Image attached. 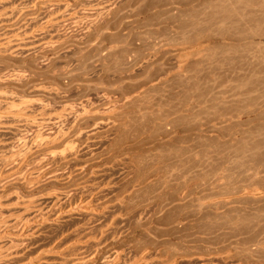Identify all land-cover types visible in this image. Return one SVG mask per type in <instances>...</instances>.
Segmentation results:
<instances>
[{
  "label": "rangeland",
  "instance_id": "obj_1",
  "mask_svg": "<svg viewBox=\"0 0 264 264\" xmlns=\"http://www.w3.org/2000/svg\"><path fill=\"white\" fill-rule=\"evenodd\" d=\"M10 34L25 40L22 49L0 52V88L14 93L2 100L40 97L29 114L45 113L60 131L73 126L62 130L71 134L66 139L34 148L31 157L72 140L79 159L59 166L63 176L86 167L68 182L32 187L4 178L15 168L0 175V214L11 219L28 197L44 201L52 188L68 196L75 189L60 206L46 199L39 215L50 220L38 236L28 231L33 220L0 228L5 248L18 250L0 264H36L45 255V264L84 255L81 264H111L116 255L119 264H264V194L252 191L264 187V0H0V44ZM185 50L191 53L180 57ZM45 103L48 113L77 111L68 108L73 114L66 112L62 125L54 120L59 127L54 112L42 114ZM9 117L14 123L0 126L3 154L41 130ZM11 124L35 135L14 133ZM52 125L42 134L59 131ZM228 126L232 142L245 139L251 148L241 159L216 137ZM172 167L179 174L167 173ZM82 179L85 192L76 190ZM245 185L252 189L240 192ZM10 191L16 193L5 198ZM86 192L100 206L92 217L73 205Z\"/></svg>",
  "mask_w": 264,
  "mask_h": 264
},
{
  "label": "bare ground",
  "instance_id": "obj_2",
  "mask_svg": "<svg viewBox=\"0 0 264 264\" xmlns=\"http://www.w3.org/2000/svg\"><path fill=\"white\" fill-rule=\"evenodd\" d=\"M33 6V5H32ZM35 6V5H34ZM67 6V5H66ZM69 6V5H68ZM67 6V7H68ZM28 8H29V6H28ZM64 9H67L66 7L64 8ZM65 14V13H64ZM63 14V15H64ZM98 14V13H97ZM62 14H61V16H63ZM66 15V14H65ZM65 15L63 16V17H65ZM83 16H85V15H83ZM83 16H82V18L81 19H79V22H80V20H82L83 19ZM62 17V18H63ZM88 17V16H87ZM99 17V16H98ZM52 18V17H51ZM58 18H61L60 16L58 17ZM57 18V19H58ZM53 19H55V18H53ZM75 19H76V17H75ZM77 19V20H78ZM87 19L88 18H86L85 17V19H84V21L86 20L87 21ZM56 20V19H55ZM62 20V19H61ZM66 20V19H65ZM77 20H76V22H77ZM89 20H90V18H89ZM95 20V19H94ZM97 20V19H96ZM95 20V21H96ZM81 22H83V21H81ZM11 35V34H10ZM1 39V38H0ZM3 39H4V41H2V44H0V52H6V51H11V50H13V49H11V50H8V48H13L14 46L13 45H16V49H17V47H21V49L23 48L22 46V44H24V38H22V37H20L19 36V34H14V35H11V36H7L6 35V37H3ZM0 42H1V40H0ZM49 42V41H48ZM44 43H46V42H44ZM50 43H51V41H50ZM22 45V46H21ZM25 47V46H24ZM15 48H14V50L17 52V50H19V48L16 50ZM4 50H6V51H4ZM14 51V52H15ZM2 52V53H3ZM17 53H19V52H17ZM191 53V51L190 50H185V51H183L181 54H180V57H186V56H188L189 54ZM3 76V75H2ZM14 76V75H13ZM4 88V87H3ZM41 88V87H40ZM35 89H36V87H35ZM44 89H46V88H44ZM44 89H42L41 90V92H43V90ZM4 90H6V88L4 89ZM3 89H1L0 88V126H1V122H7V117L10 115V117L12 116L13 118H14V116H15V118H16V120H18V122L19 121H22V122H24L25 123V125H35L36 127L38 126V128H40L39 130V132H38V134H36L35 135V132H33L31 129V131L34 133V135H35V139L34 140H32L31 139V137L33 136L32 135V132H28L29 130H26L24 127V129L29 133L28 134V136H30V133H31V137H30V139H31V141H32V143H28V142H30V139H29V137L27 136V132L25 133V135H23V131H21L22 133V135L25 137V136H27V137H25V138H27V139H29V141L28 140H26V141H24V139L22 138V136H21V134L19 135V136H21V138H22V141L21 140H19L20 139V137L18 136V138L19 139H17L19 142L21 141V142H23V143H21V144H19V142H18V144L20 145V147L21 148H18L17 149V146L15 147V149H10V148H12V147H10L9 148V150L7 149V150H5V152H7V154L5 153V154H3V152H1V150H0V152L3 154L2 155V158L0 159V160H2L3 161V165H4V167H8L7 168V170H3V171H0V175L1 174H3V172L5 173V172H7V171H10L12 168H15V171L16 172H13V174L11 173V175H7V177H4V178H6V179H8V180H11V179H14V178H16V179H22V180H27L28 181V185H27V187H32V186H38V185H42V183L44 182V183H46V182H49V181H46V180H56V181H64V182H68V181H70V179L72 178V175L74 174V172L72 173V174H68V175H66V176H63V172L65 171V172H67V170H64V169H66V168H64V169H61L62 168V166H61V164L62 163H70V161L69 160H72L71 158H77L78 157V152L80 151V149H79V151H78V146L77 145H79V144H75L74 143V141H72L70 138V140H71V142L69 141V143H68V140H65V142H67V143H64L63 145H64V147H62L63 145L61 144V145H55L56 147L57 146H60L61 148H59L60 150H58L56 147V149L57 150H54L53 148H50V147H48V148H50V149H45V150H42V151H40L41 153H38V155L36 154L34 157H31V156H33V154H34V152L33 151H36V153L40 150V148H42L43 149V146H50L49 144H54V143H57V144H59L58 142H60V141H62L64 138L66 139V137H68V136H70V135H67L66 136V134L69 132V131H67L68 129H71V127H73L72 125H69L70 126V128L68 127V128H64L65 126H63L62 128L63 129H67L66 131H62L63 129H61V131L58 129V127L55 125V124H57L58 125V123H60V125H62V122L63 121H61L62 120V118L64 119V117H65V115H67V113H69V111H68V108H69V110L71 109V108H73V112L75 111L74 110V107H68V108H64V109H62L60 112H56L55 113V111L54 110H51V111H53L54 112V114L56 115H54V117H52V119H53V124H54V120H55V122H56V120H57V122H58V120H60V122H58V123H55L54 125H55V127L51 124L52 122V120H48V118H47V116H45L44 114V112H46L47 110H45L44 108H45V106H46V104L47 103H45V105L43 104V109H42V107L40 106V108H41V110H44L43 112H42V114L44 115V117H43V115H41L40 117H35V116H32L31 115V113H32V111H34V110H29V111H31V113L29 114V112H27V110L29 109V108H33V107H31V106H33L34 105V103H37L38 101L39 102H41L40 104H42V100L43 99H41L40 97H38L37 99H32V98H27V97H21L20 95V97H18L17 96V94H16V96L18 97V98H20L19 100H18V98H17V100L16 101H14V100H12V99H14V97H12V98H10L9 100L10 101H3L2 99H8L9 97H11V96H13V91H11L12 93H10V91L8 92L7 90L6 91H4ZM36 91H37V89H36ZM38 92V91H37ZM12 94V95H10V94ZM8 95H10L9 97H8ZM41 100H40V99ZM38 102V103H39ZM69 105V104H68ZM61 106H66V104H64V105H62L61 104ZM60 106V107H61ZM47 107V106H46ZM49 107V106H48ZM62 108V107H61ZM60 108V109H61ZM46 109H48V108H46ZM59 109V110H60ZM58 110V111H59ZM56 111H57V109H56ZM77 111V110H76ZM75 111V112H76ZM86 111H88V110H86ZM49 112V111H48ZM48 112H46V115H48V114H50V113H53V112H50V113H48ZM67 112V113H66ZM34 113V112H33ZM48 113V114H47ZM78 113V112H77ZM82 113V112H81ZM85 113V112H84ZM39 114H41V112L39 113ZM71 114H73V113H71V111H70V113H69V115H71ZM34 115V114H33ZM76 115V114H75ZM81 115V114H80ZM38 116V115H37ZM50 116V115H49ZM79 116V115H78ZM78 116H76L75 118H78ZM9 117V118H10ZM10 118V119H13V118ZM69 117V116H68ZM6 118V119H5ZM8 118V119H9ZM47 118V119H46ZM56 118V119H55ZM66 118V117H65ZM6 120V121H2V120ZM51 119V118H50ZM13 120H15V119H13ZM65 120V119H64ZM67 120H68V118H67ZM165 120V119H164ZM219 120H229L226 116H219ZM70 121V120H69ZM166 121V124L167 123H172L173 121H169V119H167V120H165ZM10 122H12V121H10ZM10 122H7V123H10ZM21 122V123H22ZM67 122V121H66ZM71 122V121H70ZM12 123H14V121L12 122ZM16 123V122H15ZM20 123V124H21ZM23 123V124H24ZM69 123V122H68ZM17 124H19V123H17ZM20 124H19V126H20ZM64 124V123H63ZM69 124H71V123H69ZM3 125V124H2ZM7 125V124H6ZM25 125H23V126H25ZM51 125L53 126V129H57V130H59L58 132H56V133H54V134H49V133H51V132H54V130L53 131H51V132H49V133H46L47 135H45V134H42V129H44L45 131H46V129H48L47 127H51ZM65 125V124H64ZM68 125V124H67ZM74 125V124H73ZM170 125H174L173 123L172 124H170ZM7 126H9V125H7ZM14 126H16L17 127V129L19 128L20 129V127H18V125H13L12 126V124H11V127H10V129H13V127ZM35 126L34 127H30V128H33V129H37V128H35ZM59 126V125H58ZM26 127V126H25ZM60 127V126H59ZM174 127H175V125H174ZM213 127H216L217 128V126H213ZM231 127V126H230ZM229 126H228V130H227V128L226 129H218L217 130V132H218V134H217V136L216 137H218L219 139H222L223 138V140H224V142H223V144H222V146L224 147V150H229V152L231 151V149L232 150H235L234 152L236 153V155H238L239 156V158L241 159V158H243L245 155H246V153L251 149L250 148V146H249V143H248V141L247 140H242V141H240V140H238L239 141V143H237V145H236V143L235 142H232L229 138H233V139H236V135H234V130L232 131L231 130V128H230ZM3 128V127H2ZM2 128H0V130H3ZM5 128H6V126H5ZM9 128V127H8ZM7 128V129H8ZM22 127H21V129H23ZM230 128V129H229ZM14 129L15 130H17L15 127H14ZM19 129L17 130V131H14V133L16 132H18L19 131ZM20 129V130H21ZM51 129V128H50ZM50 129L48 130V131H50ZM202 129V128H201ZM233 129V128H232ZM13 131V130H12ZM37 131V130H36ZM48 131H46V132H48ZM71 131V130H70ZM72 131H74V130H72ZM72 131L70 132V133H72ZM236 131V130H235ZM44 132V131H43ZM40 133V134H39ZM76 133H78V132H76ZM75 133V134H76ZM80 134H79V136L81 135V132H79ZM236 133V132H235ZM19 134V133H18ZM49 134V135H48ZM17 136L15 137V139L17 138ZM66 136V137H65ZM213 139V138H212ZM228 139V140H227ZM2 139H1V137H0V141H1ZM4 140V139H3ZM17 140H13L12 141V143H10V144H14V146L17 144ZM214 141H216L215 139H213ZM16 142V144L15 143H13V142ZM220 140H218V142H219ZM234 141V140H233ZM2 143H1V145H0V147L2 146V144H4L5 145V143H3V141H1ZM75 142H76V140H75ZM213 143V142H212ZM217 143V142H216ZM17 144V145H18ZM220 144H221V141H220ZM239 144V145H238ZM18 145V146H19ZM216 145V144H215ZM236 145V146H235ZM6 146V145H5ZM5 146H3L4 147V149H5ZM52 146H54V145H52ZM51 146V147H52ZM2 147V148H3ZM80 147V146H79ZM34 148H36V150L34 149ZM217 148V147H216ZM218 149V148H217ZM212 151V150H211ZM33 153V154H32ZM78 154V155H77ZM0 156H1V154H0ZM77 156V157H76ZM223 156H225V157H227L228 156V151L223 155ZM236 157V156H235ZM234 157V158H235ZM239 158H237V159H239ZM77 159H79V158H77ZM77 159H76V161H77ZM237 159H236V161H237ZM239 159V160H240ZM73 160H75V159H73ZM233 160V161H232ZM67 161H69V162H67ZM79 162H81L80 160H78ZM231 161L234 163V159L232 158L231 159ZM235 161V162H236ZM72 162V161H71ZM75 162V161H74ZM225 162V161H224ZM228 162V161H227ZM226 163V162H225ZM232 163V164H233ZM79 164V163H78ZM86 163L84 162V165H85ZM227 164V163H226ZM235 164V163H234ZM83 164H81V166L79 167V165H78V167H79V169L77 170V172L80 170V172H78V173H81V172H83L84 171V167H86V166H82ZM59 166H61V168H59ZM227 166H228V164H227ZM226 166V167H227ZM223 169H224V171H225V168L223 167ZM62 170H64L63 172H62ZM11 171H13V170H11ZM168 172L167 173H169V174H171V175H175V173H177V174H179L178 172L180 171L179 169H177L176 167L175 168H170V169H168L167 170ZM72 172V171H71ZM76 172V174L78 175V173ZM63 173V174H62ZM68 173V172H67ZM218 173V172H217ZM76 174H74V175H76ZM82 174V173H81ZM255 174V173H254ZM65 175V174H64ZM74 175H73V177H74ZM76 175V176H77ZM80 175V174H79ZM255 175H258V171H256V174ZM179 176L180 175H177L175 178L176 179H178V180H180L181 178H179ZM218 176H219V179H221V180H223L225 183H227V182H229L230 180H231V178H225V176L223 175V174H221V175H219V173H218ZM180 177H182V176H180ZM187 176H183V178H182V180H180V181H182V182H184V186L185 187H187L190 183L189 182H187ZM6 179H4V181H6ZM15 180V179H14ZM86 181H88V180H86ZM86 181L85 180H81V181H78L77 182V186H76V190H78V188H79V190L81 189V192H83L84 190H86V188L88 187V183H86ZM181 182V183H182ZM0 183H1V181H0ZM43 183V184H44ZM164 183L165 184H163V185H169V183H170V181H169V179H165V181H164ZM178 183V182H177ZM2 185V184H1ZM89 185H90V183H89ZM180 185H182V184H180ZM255 186V187H254ZM253 186V188L254 189H252V187H250L249 185L248 186H246L245 185V187L244 188H241L240 189V192H243V191H246L248 188L249 189H252V191L253 192H255V193H263L264 194V187L262 188V186L260 187H256L257 185H254ZM88 189H89V187H88ZM87 189V190H88ZM91 189V188H90ZM78 190V191H79ZM83 190V191H82ZM72 191V190H71ZM74 191H75V189H73V193H74ZM90 191H92V190H90ZM89 191V195L91 194V192ZM249 191V190H248ZM64 192H66V191H64ZM62 190H58L57 188H52L51 190H49L45 195H46V199H48L49 201H51V205L53 206L54 204L56 205H59L58 203L64 198L65 199V195H67V193H64ZM72 192H70V193H72ZM85 192V191H84ZM94 192V191H93ZM14 193H16V191H10V192H8L7 193V196L5 197V198H7V197H10V196H12ZM70 193H68V194H70ZM72 193V194H73ZM72 194H70V196L72 195ZM82 195V194H81ZM86 195H87V192H86ZM84 196L83 198H81V199H79L80 198V196H79V198L77 197V199L79 200L78 202H75V204H73L74 206H77V205H80V206H82L83 208L85 207V212L88 214V215H91V217L92 216H94V215H97L98 213H99V204H98V206L96 205L97 203H95L96 202V200H95V202L93 201V198H92V196H89V195H87V196H89V197H87V196ZM256 195V194H255ZM262 195V194H261ZM68 196V195H67ZM67 196H66V198H67ZM70 196H68V197H70ZM86 197V198H85ZM17 199H19L18 198V196H17ZM44 200L43 201V199L41 198V197H37V196H32V197H28V198H26V199H24L23 201H22V204L24 205L23 207H22V213H21V215H19V216H17V217H15V218H10V214L8 215L7 213H2L1 212V214H0V228H6V227H8V225L10 224V223H15V221H18V220H21V221H25L24 223H27V221L29 222L30 220H31V222H32V220L33 221H36V223H38V224H35V226H33L32 228H30L28 231H30L31 229L33 230L34 229V231L32 232V233H34L33 235H32V237H36V236H38V234L41 232V227H43V225H45L44 224V221L46 220V219H49L50 220V218H47V217H43V216H41V215H39V213L41 212V213H43L42 212V210L45 208V206H44V208H43V205L44 204H46L47 205V203H44L45 201H47V200ZM69 199V198H68ZM67 199V200H68ZM4 200L3 199H0V206H2V204L3 203H5V202H3ZM65 201H66V199H65ZM3 202V203H2ZM73 202V203H74ZM54 203V204H53ZM72 205V204H71ZM71 205H70V207H71ZM4 206V205H3ZM2 206V207H3ZM60 206V205H59ZM73 206V207H74ZM47 207V206H46ZM58 207V206H57ZM69 207V206H68ZM50 207H48L47 209H49ZM72 208V207H71ZM1 209V208H0ZM66 209V208H65ZM2 210V209H1ZM46 210V209H45ZM61 210V209H60ZM63 210V209H62ZM102 210V209H101ZM9 213V212H8ZM40 213V214H41ZM45 213H46V211H45ZM95 213H97V214H95ZM101 213V212H100ZM102 213H103V211H102ZM85 214V213H84ZM28 215H31L32 216V218H30L29 220H27L26 218H28L29 216ZM44 215V214H43ZM86 215V214H85ZM99 215H101V214H99ZM98 215V216H99ZM45 216V215H44ZM26 217V218H25ZM51 217V216H50ZM53 217H54V215H53ZM52 218V217H51ZM243 218H245V217H243ZM247 219H249L250 220V218H246V219H240L242 222H243V220H247ZM48 220V221H49ZM239 224H241L242 222H240L239 221V218H236L235 219ZM234 220V221H235ZM249 220H247L246 222H248ZM20 221V222H21ZM236 222V223H237ZM246 222H243L242 224H244V223H246ZM17 223V222H16ZM19 223V222H18ZM22 223V222H21ZM237 223V224H238ZM236 224V225H237ZM21 226L23 225V224H20ZM11 226V225H10ZM244 226H247V223L244 225ZM261 228V227H260ZM9 230V229H8ZM18 230V229H17ZM20 230V229H19ZM259 230V229H258ZM260 230H263V227H262V229H260ZM3 231H5L4 229H3ZM15 231V230H14ZM2 232V231H1ZM6 232V231H5ZM8 232V231H7ZM21 232V231H20ZM256 232H260V231H256ZM15 233V232H14ZM9 238V237H8ZM30 238V237H29ZM6 239H7V237H6ZM4 240L5 239H1L0 240V260H5V259H7L8 257H11V256H14V255H16L17 253H18V250H16L15 248L16 247H14V249L12 248H9V249H7V248H5L6 247V245H4L3 244V242H4ZM7 241V240H6ZM42 249L43 248H41V251H42ZM40 251V250H39ZM38 251V252H39ZM37 252V253H38ZM32 257V256H31ZM31 257H30V259H31ZM90 257V256H89ZM45 258H47V256L45 255V256H41V257H39L38 258V260H37V262H36V264H45V262H44V260H45ZM87 257L84 255V256H81V257H78V258H76V259H74V260H72V264H81V263H83V262H85V261H87ZM45 261H47V260H45ZM111 264H119L118 263V256L116 255L115 257H113L111 260ZM86 263V262H85Z\"/></svg>",
  "mask_w": 264,
  "mask_h": 264
}]
</instances>
